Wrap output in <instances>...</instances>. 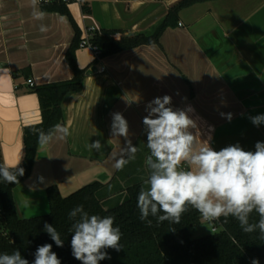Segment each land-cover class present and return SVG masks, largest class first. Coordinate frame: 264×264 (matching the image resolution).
Returning <instances> with one entry per match:
<instances>
[{"label":"crops","instance_id":"obj_1","mask_svg":"<svg viewBox=\"0 0 264 264\" xmlns=\"http://www.w3.org/2000/svg\"><path fill=\"white\" fill-rule=\"evenodd\" d=\"M182 1L83 0L81 5L70 4L68 15L46 12L39 4L45 19L38 21L31 15L30 0H0L4 164L22 162L23 130L42 122L38 95L27 81L37 87L72 80L66 57L78 34L82 40L86 28L96 27L97 34L114 31L118 41L150 36ZM41 23L46 33L39 31ZM76 59L85 70L83 89L69 94L62 105L61 125L71 134L39 147L32 175L15 188L18 216L23 219L49 212L50 186L68 196L94 182L112 185L120 170L110 154L126 144L124 137L111 135L112 114L122 113L136 146L147 139L142 120L146 105L156 97L171 96L174 109L191 106L189 115L197 121L201 140L211 136V147L217 151L239 143L254 152L256 142H264V124L256 126L250 120L264 114V0H200L177 14L160 45L129 49L103 58L101 64L90 49L79 46ZM221 113H231V121ZM97 140L102 153L88 151L85 146ZM139 162L131 176L143 165ZM144 167L148 169L145 163Z\"/></svg>","mask_w":264,"mask_h":264},{"label":"clouds","instance_id":"obj_2","mask_svg":"<svg viewBox=\"0 0 264 264\" xmlns=\"http://www.w3.org/2000/svg\"><path fill=\"white\" fill-rule=\"evenodd\" d=\"M40 0H30L31 15L34 20L43 21L45 14L39 10ZM39 31L46 33L47 26L39 25ZM172 97H156L146 105L147 115L142 123L147 135V148L150 155L145 159L149 169L146 187L138 193L137 207L140 219L148 220L149 215L158 222L169 221L179 224L189 206L196 209L208 221L232 216L239 221L245 233L259 230L264 239V142H256L255 151L244 150L239 143L226 146L219 151L211 147L210 140H201L197 121L189 113L194 109L171 107ZM229 122L232 114L221 113ZM259 126L264 124V114L250 117ZM192 129H197L195 134ZM38 145L46 148L53 140H64L70 134L67 126L56 124L45 132L34 129ZM112 137H124L126 144L119 151H112L114 168L122 170L130 160L136 158L138 147L129 139V126L122 113L112 114ZM88 151L102 153L99 140L85 146ZM19 160L15 165L0 164V181L9 184L19 183L18 177L25 173ZM187 165V168L183 165ZM40 183L44 178H39ZM30 187H32L30 185ZM259 215L257 223H249L250 214ZM162 213V214H160ZM71 225V250L73 257L81 264H98L110 259L106 249L120 251L122 233L114 226L112 216L89 215L82 205L68 213ZM46 231L57 247H63L60 234L51 224H44ZM0 264H29L19 250L11 254H0ZM32 264H61L51 244L38 246ZM251 264H259L253 259Z\"/></svg>","mask_w":264,"mask_h":264},{"label":"trees","instance_id":"obj_3","mask_svg":"<svg viewBox=\"0 0 264 264\" xmlns=\"http://www.w3.org/2000/svg\"><path fill=\"white\" fill-rule=\"evenodd\" d=\"M198 1L200 0L182 1L150 36L122 37L118 41L114 38V31L103 30L95 35L92 42L101 49L103 58L143 45H160L163 33L177 14ZM43 6L46 12L69 14L68 6L64 4ZM85 11L89 10L86 8ZM81 41L78 34L66 57L74 72L72 80L31 88L39 98L42 122L24 128V155L19 166L24 168L25 173L18 177L19 183L0 181L4 206V215L0 220V254H11L19 250L22 257L32 264L37 247L47 243L52 245V251L57 254L61 264H81L72 255L70 229L74 221L69 219L68 213L82 205L89 215L114 217V226H118L122 233L120 251L106 249L111 258L101 260L98 264H251L253 259L264 260V239H261L259 230L245 233L239 221L232 216L217 219L213 225L218 231L201 238H194L193 233L205 219L191 206L182 214L179 224L169 221L161 223L151 215L148 217L150 225L147 220L142 221L137 207L138 193L144 187L141 182L128 187L125 198L112 207L106 206L104 188L107 186L100 182L88 184L67 198L61 196L57 186H53L47 191L51 207L49 215L28 220L19 218L14 190L32 175L39 148L34 129L47 132L54 125L61 124L64 121L62 105L65 98L83 89L85 70L78 66L76 59ZM0 164H4L1 145ZM258 220V213L253 211L249 223H257ZM45 223L56 228L64 242L63 247H57L44 231Z\"/></svg>","mask_w":264,"mask_h":264},{"label":"rangeland","instance_id":"obj_4","mask_svg":"<svg viewBox=\"0 0 264 264\" xmlns=\"http://www.w3.org/2000/svg\"><path fill=\"white\" fill-rule=\"evenodd\" d=\"M146 143L147 139L140 140L137 143L136 147H138L139 150L136 153V158L134 160H130L129 163L126 164L124 168L118 172L117 178L114 180L112 185H107V187L104 188V195L107 197V207H112L116 205L120 200L124 199L126 196L125 191L128 187L139 182H141L144 187H146L144 181L148 178L149 169H146L144 167V163L146 157L150 155ZM139 161L143 162V165L139 166L137 175L131 176V169L133 170V168L138 164ZM211 233H213V224L211 221L205 220L203 221L202 225L194 230L193 237L201 238Z\"/></svg>","mask_w":264,"mask_h":264},{"label":"built area","instance_id":"obj_5","mask_svg":"<svg viewBox=\"0 0 264 264\" xmlns=\"http://www.w3.org/2000/svg\"><path fill=\"white\" fill-rule=\"evenodd\" d=\"M83 0H40V5H53V4H64L66 6H69L72 3H78V4H82ZM85 18V17H84ZM98 29L96 27H88L85 29V37L82 39L81 43H80V48H87L90 49L95 57V62L97 63H102L103 57H102V51L101 49L95 45L92 42V39L95 37V35L97 34ZM102 72H105L104 68H101ZM27 84L30 87H35V82L33 80H28ZM183 167L187 168V165H183ZM4 215V206H3V202H2V195H1V190H0V220ZM217 220H213L211 221L212 224H215ZM218 229L216 227H214L213 225V232H217Z\"/></svg>","mask_w":264,"mask_h":264},{"label":"water","instance_id":"obj_6","mask_svg":"<svg viewBox=\"0 0 264 264\" xmlns=\"http://www.w3.org/2000/svg\"><path fill=\"white\" fill-rule=\"evenodd\" d=\"M92 71L93 72H96V71H98V68L97 67H93V69H92ZM24 131V130H23ZM40 147V146H39ZM37 153H38V151H37ZM37 156V155H36ZM35 162H36V160H35ZM21 164V163H20ZM35 165V164H34ZM28 180V179H27ZM26 180V181H27ZM25 181V182H26ZM24 183V182H23ZM20 185H22V184H20ZM53 186H55V185H53ZM53 186H50V187H48L47 188V191H48V189L49 188H51V187H53ZM85 187V186H84ZM83 188V187H82ZM82 188H80V189H82ZM80 189H78V190H76V191H74V192H72L71 194H69L68 196H63V195H61L63 198H67V197H69L70 195H72V194H74L75 192H77V191H79ZM47 191H46V193H47ZM47 196H48V194H47ZM49 201V200H48ZM49 205H50V203H49ZM50 212H51V207H50V210H49V212L47 213V214H42V215H39V216H35V217H30V218H25L24 220H28V219H32V218H37V217H42V216H46V215H49L50 214ZM20 219H23V218H21V217H19Z\"/></svg>","mask_w":264,"mask_h":264}]
</instances>
